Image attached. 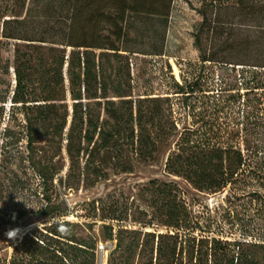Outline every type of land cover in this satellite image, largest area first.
<instances>
[{
  "label": "trees",
  "instance_id": "1",
  "mask_svg": "<svg viewBox=\"0 0 264 264\" xmlns=\"http://www.w3.org/2000/svg\"><path fill=\"white\" fill-rule=\"evenodd\" d=\"M173 2L10 0L0 11V134L6 104L20 105L46 205L39 212L18 210L17 220L34 214L40 223L50 221L42 231H27L0 264H97L99 222L104 239L115 241L107 264H264L263 237L238 236L239 224L225 213L196 214L173 181L145 185L144 206L95 199L78 215L84 222L72 220L67 201L55 198L56 180L91 187L111 170L133 172L137 161H156L169 145L165 170L217 193L237 183L244 150L260 147L220 120L238 108L243 116L236 122L264 126V0L202 2L195 35L201 71L175 84L187 107L204 101L203 127L181 129L169 96L134 97L129 54L139 51L125 46L130 23L151 17L168 27ZM208 65L226 69L231 81L209 89ZM55 218L64 219L67 234L57 231ZM12 223L0 214V231Z\"/></svg>",
  "mask_w": 264,
  "mask_h": 264
},
{
  "label": "rangeland",
  "instance_id": "2",
  "mask_svg": "<svg viewBox=\"0 0 264 264\" xmlns=\"http://www.w3.org/2000/svg\"><path fill=\"white\" fill-rule=\"evenodd\" d=\"M202 2L203 0H174L168 27L157 18L144 17L132 21L128 30L129 39L125 45L139 51L129 54L134 97H171L173 114L181 129L185 126L201 128L204 125V101H190L187 107L182 101V96L176 94L175 84L177 81L183 83L185 79L192 80L201 71L195 35L202 22V14L199 12ZM9 4L10 0H0V11L5 13ZM1 34L2 25L0 39L3 38ZM160 48L164 49L163 52L155 54ZM223 71L227 73L226 69L208 65L205 73L208 76L209 89L216 91L231 81L230 78H225L226 73ZM124 81H127L126 78ZM168 105L170 103L165 106ZM262 105L264 106V103ZM238 111V108L234 111L228 109L226 117L223 116L220 122L230 128L229 131L240 132L241 137H251L260 147L244 150L247 162L238 173L237 183L223 191H200L183 177L170 175L165 170L170 147L173 148L169 145L168 148L162 149L156 161H137L133 172L111 170L109 179L91 187H66L56 180L55 198L67 201L69 210L74 212L70 217L72 220L84 222L86 220L79 216L87 211V203L95 199L102 198L104 201L118 204L119 207L128 203L135 207L144 206L145 203L140 199V190L145 185L154 179L173 181L180 186L196 214L206 217L210 214L217 216L218 211L225 213L239 224L235 226L238 236L248 233V237L264 238V126L254 128L251 125L246 126L244 120L236 122V117L242 119L243 116V111ZM41 144L43 142L38 145ZM27 147L25 115L20 105L8 102L0 134V214L11 219L13 223L5 224L0 231V257L4 259L11 256L13 246L21 239L10 240L5 233L10 228L18 227L23 230L24 235L35 227L37 222H41V217L34 214H29L27 219L17 220L18 210L33 209L26 208L23 202L17 201L16 196L36 207L45 204L42 178L29 161ZM63 157L62 175L66 176L69 160L65 153ZM230 227V224L226 226L227 229ZM95 232L99 239L97 264H107L109 255L115 248V241L104 239L102 222L95 227Z\"/></svg>",
  "mask_w": 264,
  "mask_h": 264
},
{
  "label": "clouds",
  "instance_id": "3",
  "mask_svg": "<svg viewBox=\"0 0 264 264\" xmlns=\"http://www.w3.org/2000/svg\"><path fill=\"white\" fill-rule=\"evenodd\" d=\"M17 201H21L25 204L26 208L33 209L36 212H39L41 208H46V205H41L39 207H36L22 199H19L16 196ZM0 207H2V202H0ZM13 219H15V214H13ZM52 223H55L57 225V231L60 232L61 234H67L70 229L67 227L66 222L64 221L63 218H55L54 220L51 221ZM39 229V231H42L44 228L50 226V221L48 220L47 224L37 222L35 225ZM32 227V226H30ZM5 235L7 236L8 239L10 240H16L17 238H21L23 236V230L20 228H10Z\"/></svg>",
  "mask_w": 264,
  "mask_h": 264
}]
</instances>
